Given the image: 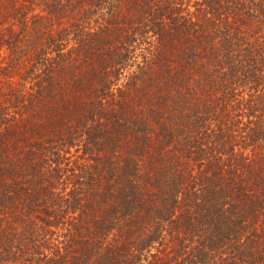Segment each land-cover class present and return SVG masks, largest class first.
Masks as SVG:
<instances>
[{"label":"trees","instance_id":"trees-1","mask_svg":"<svg viewBox=\"0 0 264 264\" xmlns=\"http://www.w3.org/2000/svg\"><path fill=\"white\" fill-rule=\"evenodd\" d=\"M0 264H264V0H0Z\"/></svg>","mask_w":264,"mask_h":264}]
</instances>
